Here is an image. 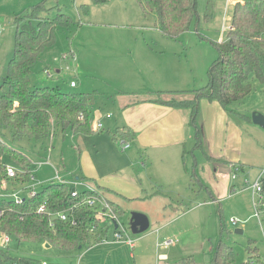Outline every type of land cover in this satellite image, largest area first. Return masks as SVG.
I'll list each match as a JSON object with an SVG mask.
<instances>
[{
	"label": "rangeland",
	"instance_id": "374dc122",
	"mask_svg": "<svg viewBox=\"0 0 264 264\" xmlns=\"http://www.w3.org/2000/svg\"><path fill=\"white\" fill-rule=\"evenodd\" d=\"M196 1V17L189 30L172 39L158 30L153 14L142 12L139 0H105L98 5L90 0L87 4L82 0H0V92L4 89L2 79L13 52L15 17L43 2L48 8L42 13L44 16L55 19L58 13H64L72 22L67 26L59 23L55 26L53 43L44 48L32 65L31 87L50 86L54 90L92 95L88 134L67 130L56 138L51 137L40 149L36 142H30V145L22 142L25 148L20 149L26 155L40 154L48 160L40 167L33 166L34 179L22 185L28 189L21 191V196H26L29 189L39 191L51 181H60L56 173L63 180L82 178L87 183L77 184L80 191L87 189V185L100 188L94 177L99 178L105 173L118 176L116 171L122 170L133 175L129 178L131 184H138L141 153L133 142L131 148L122 151L118 137L112 141L108 138V132L116 128L109 124L121 127V114L129 111L133 101L155 97L169 89L183 90L172 93L173 98L192 99L194 89L207 83V72L217 57L213 42L226 39L234 5L229 0ZM31 24L37 25L34 20ZM147 61L150 62L148 66ZM162 68L165 70L160 73ZM71 80L76 82V88L70 86ZM252 87L236 106L241 115L225 110L227 116L224 123L221 121L222 128L216 126L220 121L215 118L214 122L208 120V127L205 125L202 129L204 111L198 105L194 122L200 126L202 134L217 136L215 143L227 154L225 159L230 163L212 159L203 136L198 151L195 152L194 135L193 142L186 145V166L189 172L196 173L195 183L199 184L194 186L190 176V186L198 189L202 183L208 185L211 194L219 199L211 204L210 194L202 190L204 198L200 196L181 206L186 210L197 204L190 214L166 230L175 232V236L169 234L173 244L168 247L186 248L184 260L180 258L177 264H205L204 252L209 242L214 250L230 251L228 264L244 263L253 248L259 255L258 264H263L264 210L256 208L258 199L251 186L257 176L264 177V127L246 117L252 112L264 116V83L253 79ZM126 103L129 108L125 107ZM108 113L111 118L105 119ZM98 121L103 124L100 130L95 129ZM190 125L194 129L191 120ZM163 149L167 151L169 147ZM5 161L14 164L8 158ZM159 196L152 197L150 202L144 198L128 201L109 196L123 208L119 220L126 228V234L133 239V247L124 241L113 240L115 228H110L107 241L91 247L62 250L56 246L47 247L43 241H18L13 236H8L9 242H4L5 235L0 234V249L7 250L11 257L30 259L38 264H176L160 257L165 251L163 247L149 250L155 241L156 232L152 230L156 225L151 222L141 233H134L130 228L132 213L145 212L140 210L143 204H146L147 212L150 210L149 216L161 208L159 205L163 200ZM230 218L236 220L235 225ZM236 227L242 228L243 233H234ZM165 238L159 236L161 241Z\"/></svg>",
	"mask_w": 264,
	"mask_h": 264
},
{
	"label": "trees",
	"instance_id": "16d2710c",
	"mask_svg": "<svg viewBox=\"0 0 264 264\" xmlns=\"http://www.w3.org/2000/svg\"><path fill=\"white\" fill-rule=\"evenodd\" d=\"M103 1L105 0H92L95 4ZM139 2L144 13L154 15L156 27L168 38L177 39L188 31L196 17V0ZM47 9L40 2L32 6L30 11L15 17L17 28L13 52L6 75L2 79L1 85L4 89L0 92V185L4 182L6 189L3 191L5 194L0 195V234L13 236L18 241H43L49 246L70 250L102 242L111 231L109 224L101 225L95 219L96 207L81 204L86 198L103 196L101 187L80 191L72 183L79 180L70 179L65 182L51 181L41 190H35L33 195L22 196L21 202L6 195L13 191L27 190L22 185L34 176L33 166L38 161L48 160V157L44 158L40 154L33 157L26 155L20 149L25 148L22 142L29 145L32 144L30 142H36L40 149L51 137L56 138L59 133L65 134L67 130L78 134H88L90 131V93L54 90L50 86L31 87L32 65L44 48L53 43L55 26L57 23L67 26L72 22L71 17L64 13H58L55 19L44 16L42 13ZM33 20L36 27L31 24ZM230 22L232 28L227 31L226 39L213 42L217 57L207 72V83L194 89L192 99L176 100L172 97V93L176 92H169L164 93L159 101L172 107L191 110L196 149L201 147L202 133L193 118L200 100L216 101L228 113L241 115L236 106L252 91V80L264 83V0L237 1ZM79 114H82V119L78 118ZM118 132L122 133L116 131ZM5 158L12 160L14 164L11 166L22 172L9 176V164ZM261 183L264 196V177ZM8 187L12 189L9 190ZM73 188L78 191L76 196H71ZM106 200L119 218L123 213L121 207ZM41 204L45 205L46 212L38 211ZM260 204L259 210H264L262 200ZM60 211L73 216L77 223L71 225L69 221L60 220L55 215ZM51 221L53 227L50 225ZM255 251L250 255L253 262L259 258ZM209 254L211 264H228L230 251H221V248L214 250L212 245ZM0 262L38 264L30 259L11 257L7 250L2 249Z\"/></svg>",
	"mask_w": 264,
	"mask_h": 264
},
{
	"label": "crops",
	"instance_id": "0c3cea01",
	"mask_svg": "<svg viewBox=\"0 0 264 264\" xmlns=\"http://www.w3.org/2000/svg\"><path fill=\"white\" fill-rule=\"evenodd\" d=\"M88 1L89 0H82V3L87 4ZM91 1L92 0H90V2ZM236 1L239 0H235L234 3H236ZM230 19L231 18L229 16V20ZM146 64V66H148L150 65V62L147 61ZM164 70L165 68L160 69V73H163ZM76 86L77 85H75L74 88H76ZM182 91L183 90L169 89V91L159 92L157 96L154 95L155 97L146 96L140 100L133 101V104L129 111H122L123 113L121 114L120 118L122 120V122H120L122 125L121 127L115 124H109L112 128L116 126L113 132H108V138L111 139V141L114 138L118 137L120 147L121 141H126L129 143V146L127 148H131L133 142L134 146L141 153V158L143 159L140 161L142 169L137 175L138 184H131L132 182L129 180V178L133 175H128L129 171L126 170H122L120 172L116 171L115 174H117L118 176H114L113 173H105L99 176V178L94 177L97 185H99L103 189H99L102 195H106L104 198L120 207L121 205L115 203L112 199L109 198V196H119L120 198L128 201L131 199L138 200L144 198L147 199L148 202H150V199L152 197H158V195H160L159 197L164 202L161 201L162 205H159V207L161 208L158 210L155 209V212L152 213V216H149L150 210L147 212V206H145L146 204H143L142 208H140V210L145 211L144 214L148 217L149 224L152 222L154 225H156V228L152 230L156 232L154 238L155 241L150 244L151 248L149 250H152L153 248L156 249L158 247H163L165 251L163 252V254H160V257L164 260H171L176 264L180 258L184 257V253H187L186 248L184 246L179 247L177 245H175L174 247H168L169 245L173 244L172 237L170 236H175V232L173 234L172 231V233L170 232L171 235H169V231L166 230L171 229L180 219L190 214L197 204H195L191 208H187L186 210H183L181 206H183V203L194 201V199L197 200V198H200V196L204 198L202 190L207 191L210 194L211 204L214 202H218L219 199L218 196L215 197L211 194V190L209 189L210 186L208 185H203L202 183L200 184L201 187H199L198 189L196 187L194 188L190 186V176L193 185H199L195 183L196 173L192 171L189 172L188 167L186 166V159L184 154L186 145L193 142L192 137L194 135V129H192L190 125V120L192 121L191 110L188 108L172 107L159 102L160 100H162V96L164 93ZM182 99H186V97H183ZM176 100H181V98ZM128 103L125 104V107L127 108L130 107L128 106ZM199 105L200 108L204 111V117L202 118L201 126L202 129L203 127H205V125L208 127V125L206 124L208 120L209 122H214L215 118L220 121V123H218L216 126L218 128H222L221 124L222 122H225L227 116L225 113L226 111L222 108V106L216 101H209L207 99L200 100ZM109 118H111V114L109 117H106L105 115V119ZM116 131H122V133H116ZM202 136L204 143L206 144V146L208 145V155H210L212 159L230 163L227 159H225V157L227 158V154H224L223 151L220 150V146L215 143L217 142V136L207 133L202 134ZM215 145H217V148L214 147ZM164 147H169V150L165 151L163 149ZM127 148L123 149L121 147V150L125 151ZM196 151H198V149L195 148V152ZM38 162L39 165H36L40 167L41 165H43V163L47 162V160ZM196 162L197 161H195V163ZM126 174L128 176H126ZM56 175L60 179H64L61 178L57 173ZM70 179H78L83 183H87L86 181L80 179V177H74ZM197 179L199 180L200 178ZM89 187L94 188L91 186ZM190 191L191 195H189ZM121 209L123 210L122 207ZM235 229H239V231H241L236 234L243 233L242 228L236 227ZM160 232H162V234H160ZM160 235H164L166 238H168H165L163 240L171 242L169 244H165V241H161L159 239ZM153 244H155V247H153ZM133 246L135 245L133 244ZM211 249L212 244L209 242V246L207 245L206 252H204L205 264L212 263L211 256L210 254L208 255ZM255 250V248L250 249V255L254 253ZM191 258L192 257H190V259ZM245 262H247L248 264L259 263L258 260H256V262H253V259L250 258V256Z\"/></svg>",
	"mask_w": 264,
	"mask_h": 264
},
{
	"label": "built area",
	"instance_id": "2783aa9c",
	"mask_svg": "<svg viewBox=\"0 0 264 264\" xmlns=\"http://www.w3.org/2000/svg\"><path fill=\"white\" fill-rule=\"evenodd\" d=\"M231 4H233L235 2V0H229ZM228 27H230V29L232 28L231 25H229ZM47 75H50V73L48 71H46ZM76 85V82L71 80L70 81V86L74 87ZM110 114H106V117H109ZM79 119H82V114L78 115ZM103 124L101 121H98L95 123V129L96 130H100L102 129ZM129 146V143L126 141H121V147L123 149L127 148ZM39 165V162L37 163ZM233 167V169L236 171L237 168H235L233 165H231ZM15 172H22L20 169H17L11 165L7 166V174L9 176H13L15 174ZM34 176H32L33 179ZM56 177L61 181V182H65V180L60 179L57 175ZM234 177V175H233ZM263 177L257 176V178L254 180L253 184H252V190L254 193V196L257 197L258 199V203H257V209L259 211L260 208V201L264 198L263 193H262V180ZM75 186H77V184L82 183L81 181L77 182L74 181L72 182ZM4 189H6V184L3 182L0 185V195L5 194ZM87 189H92L87 185ZM20 191H13L12 193H6L7 196L12 197L16 202H21L22 201V196L19 194ZM35 193L34 189H31L27 194L29 195H33ZM78 193L76 188H73L71 191V196H76ZM88 204L92 207H96L95 208V213H94V217L95 219L100 223V224H109L111 226V228H115V230L113 231V240L115 241H124L125 243H127L129 246H133V239H131L129 237L128 234H126V228L123 226V224L121 223V221L119 220L118 216L113 212L111 206L108 204L107 200L103 197V196H99V197H92V198H86L84 199V201H82L81 204ZM262 206H264V204H262ZM38 211L40 212H46L47 209L45 207V205L41 204L38 207ZM56 217H58L60 220L62 221H69L71 225H75L77 223L76 219L73 216H69V214L65 211H60L55 213ZM256 216H258V213L256 212ZM230 222L233 224H236V220L233 218H230ZM51 227H53V222H50ZM116 225V226H115ZM90 230H93L90 229ZM4 242H9V238L7 235L4 236ZM107 239H104L103 241H105ZM171 241H165V244H169ZM41 264H46L45 262H42Z\"/></svg>",
	"mask_w": 264,
	"mask_h": 264
},
{
	"label": "water",
	"instance_id": "95a60500",
	"mask_svg": "<svg viewBox=\"0 0 264 264\" xmlns=\"http://www.w3.org/2000/svg\"><path fill=\"white\" fill-rule=\"evenodd\" d=\"M250 119L254 124L264 127V116L258 112H252ZM116 226V225H115ZM149 227L148 217L144 213L133 212L130 218V228L134 233L144 232ZM239 229H235V233H239ZM46 246H49L46 243Z\"/></svg>",
	"mask_w": 264,
	"mask_h": 264
}]
</instances>
